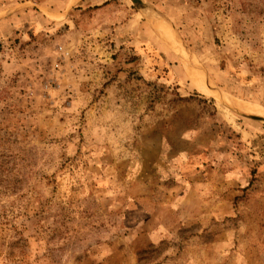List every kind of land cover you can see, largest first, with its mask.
Wrapping results in <instances>:
<instances>
[{
	"label": "rangeland",
	"instance_id": "obj_1",
	"mask_svg": "<svg viewBox=\"0 0 264 264\" xmlns=\"http://www.w3.org/2000/svg\"><path fill=\"white\" fill-rule=\"evenodd\" d=\"M137 3L0 0V264H264V0Z\"/></svg>",
	"mask_w": 264,
	"mask_h": 264
},
{
	"label": "bare ground",
	"instance_id": "obj_2",
	"mask_svg": "<svg viewBox=\"0 0 264 264\" xmlns=\"http://www.w3.org/2000/svg\"><path fill=\"white\" fill-rule=\"evenodd\" d=\"M150 15L152 16V19L154 20V22L156 23L158 29L160 30V33L162 32L169 39V41L171 43H173L177 48L180 49V44H179V42L177 40V37H176L177 35L174 33V31L171 28V26L169 25L168 21H166L165 19L161 18L159 15H157L154 12H151V11H150ZM151 22H152V20H151ZM182 54H184V56H186L185 52H183ZM187 65H188L187 66L188 74L191 77L192 81L197 86V88L204 94H208V95L212 94V91L210 90L211 88L209 89L206 86V83L204 82V80L201 79L200 74L197 71L193 70L190 67L189 63ZM218 96H220V95H218ZM226 100L230 104H232V105L236 106L237 108L241 109L242 111H245V112H256V113L264 114V107L261 106V105L254 104V103H251V102H248V101H245V100H240V99H237V98H234V97H231V96L226 97ZM249 115H251V116H253L255 118L264 119V117L260 116V115H252V114H249Z\"/></svg>",
	"mask_w": 264,
	"mask_h": 264
},
{
	"label": "water",
	"instance_id": "obj_3",
	"mask_svg": "<svg viewBox=\"0 0 264 264\" xmlns=\"http://www.w3.org/2000/svg\"><path fill=\"white\" fill-rule=\"evenodd\" d=\"M137 7H140L139 5H138V3H137V0H131ZM164 39V41L169 45V46H172L171 44H170V42H168V40H166L165 38H163ZM252 117V116H251ZM257 119V118H256Z\"/></svg>",
	"mask_w": 264,
	"mask_h": 264
}]
</instances>
